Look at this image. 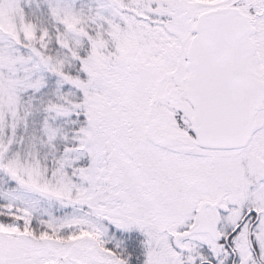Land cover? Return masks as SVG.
I'll return each instance as SVG.
<instances>
[{
	"label": "snow or ice",
	"instance_id": "snow-or-ice-1",
	"mask_svg": "<svg viewBox=\"0 0 264 264\" xmlns=\"http://www.w3.org/2000/svg\"><path fill=\"white\" fill-rule=\"evenodd\" d=\"M0 264H264V0H0Z\"/></svg>",
	"mask_w": 264,
	"mask_h": 264
}]
</instances>
